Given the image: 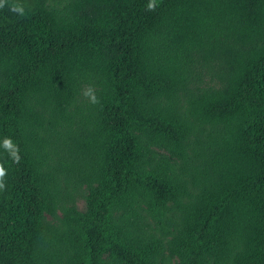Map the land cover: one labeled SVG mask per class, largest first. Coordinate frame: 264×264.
Masks as SVG:
<instances>
[{
    "label": "trees",
    "instance_id": "16d2710c",
    "mask_svg": "<svg viewBox=\"0 0 264 264\" xmlns=\"http://www.w3.org/2000/svg\"><path fill=\"white\" fill-rule=\"evenodd\" d=\"M152 2L0 0V264H264V0Z\"/></svg>",
    "mask_w": 264,
    "mask_h": 264
},
{
    "label": "clouds",
    "instance_id": "9594fccd",
    "mask_svg": "<svg viewBox=\"0 0 264 264\" xmlns=\"http://www.w3.org/2000/svg\"><path fill=\"white\" fill-rule=\"evenodd\" d=\"M0 6H2V4H0ZM148 7H149V10H154L155 0H153V2L148 5ZM13 11H19V12H21V14L23 12V10L20 8H13ZM85 96L89 97L90 102L93 104L99 102L98 98L95 96V93L91 88H89V90L87 92H85ZM17 160H18V157H17ZM5 174L6 173H5V170L3 168V165H0V188L4 187V184L2 183V181H3V177L5 176Z\"/></svg>",
    "mask_w": 264,
    "mask_h": 264
},
{
    "label": "rangeland",
    "instance_id": "374dc122",
    "mask_svg": "<svg viewBox=\"0 0 264 264\" xmlns=\"http://www.w3.org/2000/svg\"><path fill=\"white\" fill-rule=\"evenodd\" d=\"M82 193L83 192H80L79 194L76 195L75 197V205L77 208H81L82 207Z\"/></svg>",
    "mask_w": 264,
    "mask_h": 264
}]
</instances>
